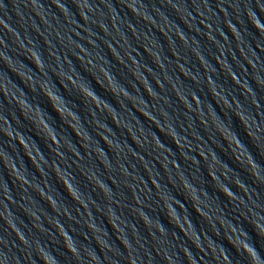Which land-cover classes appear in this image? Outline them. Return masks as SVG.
<instances>
[{"label":"water","instance_id":"water-1","mask_svg":"<svg viewBox=\"0 0 264 264\" xmlns=\"http://www.w3.org/2000/svg\"><path fill=\"white\" fill-rule=\"evenodd\" d=\"M245 243L264 264V0H0V264Z\"/></svg>","mask_w":264,"mask_h":264},{"label":"clouds","instance_id":"clouds-1","mask_svg":"<svg viewBox=\"0 0 264 264\" xmlns=\"http://www.w3.org/2000/svg\"><path fill=\"white\" fill-rule=\"evenodd\" d=\"M93 92V91H92ZM94 93V92H93ZM210 178L212 179V177L210 176ZM256 230V229H255ZM258 235H261V233H259L258 232ZM227 239V238H226ZM246 244V247L244 248V251H245V253H247V254H249V252H248V249H251V251L253 252V253H255V258L254 257H252L251 255H250V258L252 259V261H253V264H256V259H257V255H258V253H256V249H255V247H254V245H249V244H247V243H245ZM233 247H236L235 245H233ZM65 249L68 251V252H72V250L71 249H68L67 248V246H65ZM41 262H42V264H44V261L43 260H41Z\"/></svg>","mask_w":264,"mask_h":264}]
</instances>
